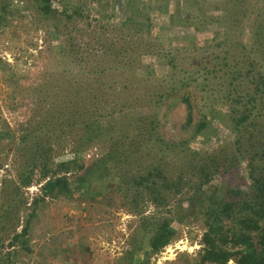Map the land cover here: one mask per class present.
I'll return each instance as SVG.
<instances>
[{
  "label": "rangeland",
  "instance_id": "obj_1",
  "mask_svg": "<svg viewBox=\"0 0 264 264\" xmlns=\"http://www.w3.org/2000/svg\"><path fill=\"white\" fill-rule=\"evenodd\" d=\"M52 1L51 15L45 20L33 0H0V133L10 138L0 142V212L19 188L13 199L20 207L19 224L30 210L36 213L26 248L9 251L15 252L14 264H135L150 237L142 230L144 223L169 219L177 212L189 216L187 192L171 197L163 210L147 203L136 211L114 189L93 195L92 187L86 198L77 193L40 202L44 181L39 169L30 186L20 185L26 146L45 134L40 130L52 106L68 102L74 91L83 88L95 93L106 109H113L103 111L102 122L114 126L110 132L123 124L131 127L147 113L149 102L156 101L162 107V136L170 142L189 139L190 132L183 130L185 105L181 100H166L170 88L180 85L191 87L188 90L197 103L195 122L210 117L214 127L209 139L198 137L190 147L210 152L233 144L238 130L231 129L244 110L235 99L242 95L247 99L245 92L251 85H264V0ZM129 39L136 43L132 49L137 53L127 62L113 44L124 46ZM128 63L134 73L122 69ZM228 89L233 101L223 97ZM161 94L167 97L159 99ZM88 99L97 103L95 96ZM257 101L262 112L254 110L251 119L264 124V93ZM25 137L34 141L24 144ZM58 147L49 175L57 171L73 183L83 171L67 173L58 165L77 158L84 169L89 168L106 154L109 143L103 138L77 157L68 143ZM242 150L248 151V145ZM246 165L241 161L230 183L216 178L214 185L245 189L250 183ZM21 202L26 203L23 210ZM11 207L12 203V217ZM173 228L176 238L159 253H147V264H191L198 258L204 233L200 218L190 217ZM3 238L1 259L9 243V236L0 233Z\"/></svg>",
  "mask_w": 264,
  "mask_h": 264
},
{
  "label": "trees",
  "instance_id": "obj_2",
  "mask_svg": "<svg viewBox=\"0 0 264 264\" xmlns=\"http://www.w3.org/2000/svg\"><path fill=\"white\" fill-rule=\"evenodd\" d=\"M33 1L37 12L48 20L53 1ZM123 11L127 13V9L124 8ZM135 45L136 43L129 39L124 46L113 44V47L120 50L124 58L128 59L127 62H130L133 53H137V50L132 49ZM122 69L128 73L135 72L131 63ZM247 75H250V71ZM251 86L252 89L245 92L248 94L247 99L242 95L234 101L244 106L239 119L234 120L235 127L231 129L232 132L238 130L237 139L233 144L220 145L218 149L210 152L196 151L189 145L198 137L203 140L209 139L206 137L214 133L210 130L214 129L210 117L209 120L202 118L195 122L197 103L192 99L193 95L188 90L191 88L189 85L170 88L168 97L166 94L159 97V99L167 97L166 100L170 98L174 101L181 100L185 105L187 116L183 130L190 132L191 137L178 142L167 141L162 136L163 122L160 117L162 107L156 101L149 102L147 113L139 116L137 120L133 119L135 121L131 127L123 124L117 132L114 130L110 132V128L114 126L107 127L102 122L103 111L109 112L113 109H106L105 105L98 102V96L86 88L74 91L73 98L71 97L68 102L52 106L51 116L40 130L45 133L43 136L36 137L35 141L34 138L22 139L24 144L34 142L33 145L26 146L27 161L25 169L19 172L20 185L22 188L30 186L34 172L39 169L41 179L44 181L41 187L43 198L40 202L46 197L72 198L73 194L77 193L82 195L81 198H86L88 192L92 193L90 187L95 188L93 195L114 189L125 198L127 206L136 211L138 207L147 203L158 210H163L169 205L171 197L187 192L185 202L191 208L188 211L189 216L177 212L169 219H159L158 222L151 224L144 223L142 230L150 237L145 253L138 257L135 264H147V253L157 254L171 244L177 235L173 225L184 223L190 217L200 218L204 227L201 250L198 258L190 261L191 264H264V250L260 251L264 249V124L259 122V119H251L254 110L260 111L261 115L262 105H257V97L263 95L264 85ZM106 92L102 90L100 93ZM231 93L232 91L228 89L223 97L233 101ZM92 96H95L98 104L88 99ZM48 116L49 110L45 118ZM243 124L247 125L239 128ZM8 137V134L0 133V142L10 139ZM103 138L109 143V149L91 167L84 169L77 158L58 165L59 170L67 173L72 169L83 171L73 183H70L65 175H59L57 171L52 176L49 175L51 171L48 167L53 164L52 155L58 146L62 148L68 143L73 147V154L77 157L81 151L103 142ZM246 144L248 151H243L242 148ZM241 161L247 164L246 170L250 180L248 185L245 184L247 185L245 189L244 186L222 188L221 185H214L216 178H220L221 182L230 183L229 178L237 173ZM95 181L97 186L93 187ZM18 189H14L13 196L9 197L11 201L9 200L8 205L0 212V233L9 236V243L6 245L8 252L4 259L0 258V264H14L15 252L11 253L9 250H14L18 246L26 248L28 242L25 238L36 217L35 209L30 210L24 223L19 224V203L17 201L13 203ZM11 203L14 214L12 217L9 209ZM35 203L36 201L32 205L35 206ZM21 208L22 210L26 208V203L21 202ZM19 227L21 230L17 233ZM3 242L4 238L0 239V250L5 247Z\"/></svg>",
  "mask_w": 264,
  "mask_h": 264
},
{
  "label": "bare ground",
  "instance_id": "obj_3",
  "mask_svg": "<svg viewBox=\"0 0 264 264\" xmlns=\"http://www.w3.org/2000/svg\"><path fill=\"white\" fill-rule=\"evenodd\" d=\"M229 264H233V263H229Z\"/></svg>",
  "mask_w": 264,
  "mask_h": 264
}]
</instances>
